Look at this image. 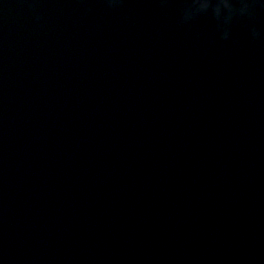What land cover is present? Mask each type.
Segmentation results:
<instances>
[{
	"label": "water",
	"instance_id": "obj_1",
	"mask_svg": "<svg viewBox=\"0 0 264 264\" xmlns=\"http://www.w3.org/2000/svg\"><path fill=\"white\" fill-rule=\"evenodd\" d=\"M22 1L0 0V4L7 5L9 10L7 26L3 22H0V28L5 31L3 44L0 47V96L2 97L0 120L5 118L6 114L9 113L7 101L10 97L12 102H14L11 105L15 107L19 106V102L15 96L16 93L18 95L23 90L22 82L25 83V81H29L31 86L33 84L41 88L48 96L55 99H65L70 104L74 100L77 104L76 107L80 108L78 110L80 112H88L87 106L96 102H100V105L104 103L107 106L103 111L100 108L90 107L94 112H98V115H109L111 110L117 111L122 109L123 105L126 106L132 102L133 89L136 86L134 82L139 74H144L142 71L144 68L133 66L132 64L139 61V65L145 67L147 66L145 60L149 58L145 52L148 50L147 47L152 45V43L148 42L147 47L143 44L141 41V30L143 29L146 32V36L152 39L159 53L166 51L163 45L167 42V39L169 38L170 43V38L175 37L176 30L180 31V28H177L176 25H169L170 20L174 17L175 0H146V4L149 3V6L153 7L155 13H147L148 16H145L141 12L138 17H147L146 24L142 22V28L134 20L137 15L125 12L128 10V6L132 5L133 0H72V4H68L69 6H65L62 0H60L56 1L58 6L45 11L44 16L41 14L39 21H34L30 16V11L21 6ZM222 2L225 6L216 1L208 13L210 17H215V30L224 35H221L219 45L215 46L216 48L218 47L216 56L218 58V60L216 59L217 69L215 73L222 71V75L226 76L235 74V78L238 77L236 81L245 80L247 74L251 78L248 82H253L247 89L250 87L252 89L263 90L264 77L260 79L262 74H257L258 77L256 78L253 76L256 75L259 69L264 68L263 66H258L259 61H264V0H222ZM45 3L44 1V5ZM40 9L43 8L40 7ZM146 9L144 8V10ZM176 10L183 13V10ZM76 13H79V15ZM137 13L135 12V14ZM82 14L87 16H83ZM252 15L256 16L255 20L251 18ZM44 17L55 20L59 18L60 22H64L68 27L67 29L66 27H58L57 29L66 32V39L64 38L61 43L64 47V52H57L56 46L52 50L54 42L49 38L52 35H46L44 39L36 37L39 34L38 31ZM259 17L263 19L260 20V28L256 29V21H258ZM219 18H221V21H219ZM158 21L164 22L163 26L159 29ZM253 25L256 27L255 29H253ZM42 26H45L44 32L51 31L49 26ZM57 33L59 32L55 31L53 35ZM193 33L201 36L200 42H206V33L203 29L198 28ZM254 33H257L260 39L254 37ZM131 36L137 41L136 44H132V48L141 53L142 59H139L135 55L131 58V47L121 45L123 38L128 43V37ZM183 36H186V34ZM215 41H218L217 38ZM5 47L8 48L6 52ZM41 47L43 51H40ZM124 51L127 52V55L123 57L119 53ZM38 54L41 55L40 58ZM42 54L44 55L43 58ZM241 54H243L244 58L250 60L253 58L254 69L250 71L246 69L250 64L248 61L244 65L236 63L235 58H241ZM6 55L8 56L7 58ZM187 55V52H184L183 58H179L185 59ZM179 58L173 57V60L170 62L171 76L175 80L173 84L179 83L178 79L182 81V72L178 70L181 69L184 63H188V60L180 61ZM66 60L73 62L69 64ZM213 60L204 59L203 62L214 64ZM74 64L76 65L72 69ZM50 67L58 69L55 77L48 71ZM236 72H240L241 75ZM238 86L236 84V87ZM247 89L245 95L250 97ZM203 90L204 88H201L196 91L195 96L206 95ZM4 92L8 95L7 97L4 95ZM260 93L262 92H256L259 96L261 95ZM35 94L36 92L32 93L30 87H28L23 98L27 96L28 103L32 105L31 103H37L35 101L37 97L41 98L40 96H35ZM115 99L119 101L118 103H121L117 108L113 107ZM203 100L206 102L205 99ZM55 101L57 100H51L50 109H52L53 102ZM262 102L264 103V99ZM61 104L64 103L61 102ZM48 105L49 101L42 98V108L46 109ZM32 106L36 108L35 104ZM25 108L29 110L26 106L21 107L22 110ZM135 108H137L136 104ZM40 112H43L42 114H45L49 118L52 117L51 111L41 109ZM238 115L241 116L242 112L239 111ZM116 117L119 118L120 114L117 113ZM39 120H43V118ZM237 122L236 117L233 123L236 124ZM224 126L229 127L227 125ZM239 127L238 130H242L241 128H260L253 115H251V119L248 118V120L241 121ZM50 134L49 132H42L41 135L47 140L50 138ZM255 143L256 141L252 138L251 144L246 148L247 152L244 155V161L246 163L256 162L255 165L257 167L249 166L247 168L242 166L241 168L242 163L230 161L228 154L224 156L225 164H237L226 169L236 171L241 168L237 180L238 183L250 180L249 182L258 184V189L244 188L248 193L246 194L248 195L247 197H251L258 190H264V161L260 155V150H263L264 145L260 146L262 147L260 150L253 151L251 145ZM59 146L60 142L53 145V148H58ZM194 161L195 159L193 160V165L197 167ZM208 171L209 169H206V173ZM210 173H212V170ZM217 176H221V178L210 179L209 182H213V185H218V188H220L218 190H224L222 189L225 188L223 185V182H225L222 178L223 175L216 174ZM180 185L177 186L169 183V188L176 192L181 188ZM210 185L212 188L214 187L211 183ZM206 192L212 193L204 188L203 193L206 194ZM228 196H232V194L228 193ZM262 196H264V191ZM216 197L217 194H213L203 199V201L200 199L202 208L198 205V211L192 210V208H189V205H183L186 202L182 197L176 193L173 194L174 206L168 207L169 210L162 215V223L165 230L168 224L174 233L187 231L188 234L192 235V229L198 228L196 235H189L191 243L197 242L194 248L196 254H183L180 263L187 264L186 262L190 261V264H192L193 257L194 260L201 259L206 261L202 262L199 260L196 264H222L225 261H229L228 257L239 258L238 254L240 252L234 251L232 244L236 243L247 230H251L252 225L255 221L258 222L259 217L256 219L255 212L253 213V211L248 209H255V207L251 204H247L249 206L245 205L246 207L242 204L240 205L236 197H232L230 201L232 205L237 206L235 208H231L229 205H222L225 201L221 203L220 199ZM260 200L261 205L258 204V208L264 210V200ZM216 203L221 204V206H215ZM200 221L203 224L202 226H199ZM185 226L187 228L183 230ZM167 235L169 234L164 233L162 235L164 242L176 246V240ZM173 251L175 250L173 249ZM184 255L190 257L183 258ZM248 264L253 263L249 261Z\"/></svg>",
	"mask_w": 264,
	"mask_h": 264
}]
</instances>
